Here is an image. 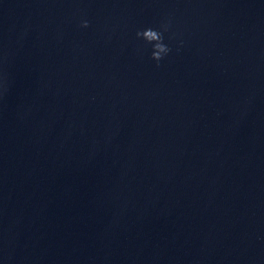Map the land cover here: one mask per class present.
Instances as JSON below:
<instances>
[{"label": "water", "instance_id": "95a60500", "mask_svg": "<svg viewBox=\"0 0 264 264\" xmlns=\"http://www.w3.org/2000/svg\"><path fill=\"white\" fill-rule=\"evenodd\" d=\"M0 264H264V0H0Z\"/></svg>", "mask_w": 264, "mask_h": 264}, {"label": "clouds", "instance_id": "9594fccd", "mask_svg": "<svg viewBox=\"0 0 264 264\" xmlns=\"http://www.w3.org/2000/svg\"><path fill=\"white\" fill-rule=\"evenodd\" d=\"M170 23V21L162 22L159 28L148 27L136 32L137 38L151 45V59L156 62L157 67L160 66V62L172 51L169 45L164 43V34L169 31ZM80 26L82 28L89 27V21L86 19L82 20Z\"/></svg>", "mask_w": 264, "mask_h": 264}]
</instances>
